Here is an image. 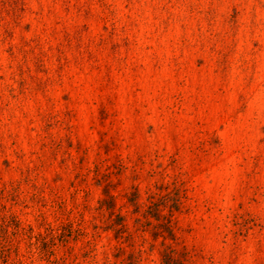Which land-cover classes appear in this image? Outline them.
<instances>
[{
    "label": "rangeland",
    "instance_id": "374dc122",
    "mask_svg": "<svg viewBox=\"0 0 264 264\" xmlns=\"http://www.w3.org/2000/svg\"><path fill=\"white\" fill-rule=\"evenodd\" d=\"M264 264V0H0V264Z\"/></svg>",
    "mask_w": 264,
    "mask_h": 264
},
{
    "label": "trees",
    "instance_id": "16d2710c",
    "mask_svg": "<svg viewBox=\"0 0 264 264\" xmlns=\"http://www.w3.org/2000/svg\"><path fill=\"white\" fill-rule=\"evenodd\" d=\"M172 260L170 256H167L166 264H172Z\"/></svg>",
    "mask_w": 264,
    "mask_h": 264
}]
</instances>
